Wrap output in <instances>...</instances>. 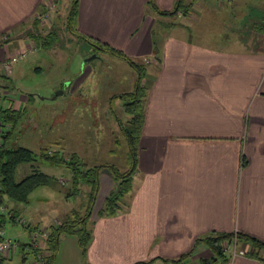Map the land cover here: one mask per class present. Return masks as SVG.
I'll list each match as a JSON object with an SVG mask.
<instances>
[{"label": "crops", "instance_id": "0c3cea01", "mask_svg": "<svg viewBox=\"0 0 264 264\" xmlns=\"http://www.w3.org/2000/svg\"><path fill=\"white\" fill-rule=\"evenodd\" d=\"M175 1L79 0L78 29L143 59L149 89L138 168L124 210L98 215L114 187L111 172L101 171L88 248L84 253L76 234L63 233L60 240L70 243L60 242L55 264H178L172 259L212 231L239 230L264 240V41L256 43L253 33L250 44L194 38L186 31L192 26L187 16L206 11L209 0H196L188 14L176 13L183 18L179 23L161 11L171 10ZM45 4L0 0V60L10 44L27 40L21 26ZM251 14L256 18L243 22L259 34L264 6H254ZM5 32L10 38L3 40ZM1 83L7 87L0 107L21 110L7 97L10 78L0 75ZM20 248L34 250L25 243ZM213 254L202 241L182 264ZM224 264H264V259L238 251Z\"/></svg>", "mask_w": 264, "mask_h": 264}, {"label": "rangeland", "instance_id": "374dc122", "mask_svg": "<svg viewBox=\"0 0 264 264\" xmlns=\"http://www.w3.org/2000/svg\"><path fill=\"white\" fill-rule=\"evenodd\" d=\"M59 2L62 8L58 7L51 14V19L42 21L37 28L42 36L56 29L58 34L52 44L45 45L40 39L42 45L28 34L35 29L33 17L21 26L22 35L27 40L17 46H8V55H11L29 43L36 44L32 52L14 64L8 75L11 84L7 97L11 98V102L15 100L19 103L22 110L18 125L13 130L12 143L31 148L37 156L33 162L21 163L17 167V178L21 179L38 169L54 176L56 180L54 184L36 187L28 201H16L6 195L0 202V221L3 220L0 231L4 230L6 237L18 241L20 245L25 243L28 246L31 243L27 223L38 222L37 225L42 227L54 219H65L70 214H73V218L86 215L91 199V188L87 183L81 185V193H69L73 187L72 169L42 157L41 151L60 150L67 157L76 152L87 165L115 164L122 171L131 168L123 132L126 133V129L123 126H128L133 114L118 94L133 90L137 70L128 59L104 51L84 63L85 58L93 53L94 45L67 27L66 16L72 0ZM208 3L206 11L187 16L192 26L186 31L194 38L211 41L215 45L237 44L239 39L243 40L242 43L250 44L247 38L253 33L256 43L264 41V30L259 34L257 31L251 32L249 22H243L256 18L251 10L254 6H264V0H209ZM147 5L145 13L151 7L149 3ZM166 16V19L178 23L183 19L175 14ZM260 16L263 20L264 16ZM197 33L204 34L206 38ZM7 38H10L9 34ZM130 57L140 60L135 56ZM149 60L153 61V58L146 61ZM0 86L2 89L7 87L2 86V83ZM60 90L63 91L58 93ZM22 94L28 96V100L22 99ZM147 99L148 96L145 97L146 102ZM127 198L128 195L125 196V202ZM12 210H17L26 223L13 219L10 216ZM92 215L87 216V225L91 228L95 223ZM62 236L71 235L64 233ZM60 242L64 246L70 243L67 244V240ZM239 249L240 244L226 243L228 255H234ZM12 251L16 252L11 257H4L0 264H31L35 259L33 249L25 251L17 247L9 252ZM57 258L56 255L52 264L56 263Z\"/></svg>", "mask_w": 264, "mask_h": 264}, {"label": "trees", "instance_id": "16d2710c", "mask_svg": "<svg viewBox=\"0 0 264 264\" xmlns=\"http://www.w3.org/2000/svg\"><path fill=\"white\" fill-rule=\"evenodd\" d=\"M195 1L196 0H176V4L171 10L161 11L165 14H176L179 11H182L184 14H188ZM78 3L79 0H72L69 12L66 16V23L69 30H71L73 33L83 36L90 43H92L94 45L92 52L100 53L104 51L124 57L128 59L130 64L137 70L138 78L133 90H129L127 92L123 91L121 94H118V96L125 101L127 109L133 114L132 118L129 120L128 126H123V128L126 129V133L125 131L123 132L128 144L127 154L129 160H131V168L129 170L122 171L115 164L100 163L98 165H87L83 158L76 152H73L67 157L62 152H60V150L51 151L49 149H45L41 151L42 157L50 159L56 164H65L72 169L73 187L71 186L69 193H81L82 188L80 187L83 183H87L91 188L89 190L91 199H89L88 202L89 206L86 215H78L77 218H73V214H70L66 216L65 219L59 220L58 223L49 224L51 234L48 237L45 246L47 249V264H52V261L55 259L60 246L61 235L63 233L76 234L84 253L86 252L93 232L92 228L87 225V216L92 215L93 209L95 207V202L100 190V175L103 168H107L111 172V175L114 179V187L105 198L103 206L98 211V215H113L124 210V204L126 203L125 196L133 188V176L138 168L139 142L145 120V97L148 96L149 89V85L144 83L147 74V67L142 60H134L121 48L113 46L112 44L102 41L92 35L85 34L78 29ZM45 7L42 10H44ZM41 24L42 20L35 15L33 18V25L35 29L28 32V34H30V36L38 42H40V39H43V44L45 45L52 44V40H54V37L56 34H58L56 29L50 31L46 36H42V34L37 31V28ZM154 49V58L158 59V47L155 46ZM149 62L150 61L147 63ZM0 75L8 78L10 77L2 72L1 69ZM21 115L22 111L18 110L13 105L8 107H0L1 120L6 124H10V127L3 136V144L0 145V202L4 200V196L6 195L16 201H28L30 193L36 187L40 185L54 184L56 182L54 176L38 169L27 173L21 179L17 178V167L21 163L33 162L37 158L36 153L31 148L16 144L15 142L12 143L14 133L13 130L17 126ZM245 163L246 161L244 160L243 164ZM16 211L17 210L11 211L12 215L10 214V216L13 219L19 215ZM2 222H0V224H2ZM26 226L30 231L32 227H37L39 225L29 222ZM202 241L206 242L211 247L214 254L211 257L198 258L193 264L229 263L234 255H228L226 253V243L240 244V249L238 250L239 252L243 251V254L264 259V240L255 235L238 230L233 232L212 231L200 236L196 238L194 246L189 251L172 260L178 264H182V262H185V260H187L192 255L195 246ZM29 245L31 246V244ZM39 250L40 249L34 248L35 256Z\"/></svg>", "mask_w": 264, "mask_h": 264}, {"label": "built area", "instance_id": "2783aa9c", "mask_svg": "<svg viewBox=\"0 0 264 264\" xmlns=\"http://www.w3.org/2000/svg\"><path fill=\"white\" fill-rule=\"evenodd\" d=\"M59 7V0H46V7L44 10L38 11L36 16L42 21H48L51 19V14ZM8 33L5 32L2 35L3 39H7ZM36 48V44L34 42L25 45L24 47L17 49V51L13 52L11 55H7L3 60H0V69L4 71L6 75H9L10 71L14 68V64L21 58L26 56L29 52H32ZM4 88L0 86V94H2ZM10 127V124L4 123L0 118V145L3 144V136L6 133L7 129ZM12 215V214H11ZM17 221L25 224L26 221L20 215L15 217ZM58 219H54L52 223H58ZM31 246L36 249H40L36 253V258L34 260V264H47V249L46 241L51 234L50 225L45 226H37L32 227L31 230ZM20 247V243L18 241H13L11 238L5 236L4 230L0 231V261L5 257L6 254L9 253L11 249H15ZM243 253V251H240Z\"/></svg>", "mask_w": 264, "mask_h": 264}, {"label": "water", "instance_id": "95a60500", "mask_svg": "<svg viewBox=\"0 0 264 264\" xmlns=\"http://www.w3.org/2000/svg\"><path fill=\"white\" fill-rule=\"evenodd\" d=\"M96 56H98V53H97V52H93L91 55H89V56H87V57L85 58L84 63H86L87 61L91 60L92 58H94V57H96ZM62 91H63V90H60V91H58V93H59V92H62Z\"/></svg>", "mask_w": 264, "mask_h": 264}]
</instances>
